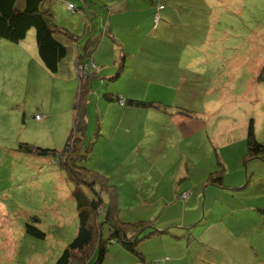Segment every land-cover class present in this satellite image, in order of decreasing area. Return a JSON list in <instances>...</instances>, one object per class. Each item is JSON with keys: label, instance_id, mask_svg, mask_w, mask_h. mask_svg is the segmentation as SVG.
Listing matches in <instances>:
<instances>
[{"label": "rangeland", "instance_id": "1", "mask_svg": "<svg viewBox=\"0 0 264 264\" xmlns=\"http://www.w3.org/2000/svg\"><path fill=\"white\" fill-rule=\"evenodd\" d=\"M68 2L79 12H72ZM51 8L57 27L77 39L68 69L55 74L45 68L33 28L17 43L0 38V264H54L76 235L72 182L56 156L30 154L20 144L63 150L73 128L80 79L75 52L83 54L88 46L97 58L102 55L99 66L103 63L111 71L108 76L100 68L93 74L87 99L93 126L105 117L138 116L133 140L137 150L153 152L158 165L166 154L173 168L155 180L137 168L131 184L117 188L120 221H178L157 238L143 240L139 249L145 247L147 255L165 250L167 262L180 256L189 264H264V153L244 158L250 120L255 139L264 142V0H51ZM99 43L100 50L94 52ZM121 55L124 68L113 78ZM104 94L156 101L167 105L169 113L196 118L201 127L190 138L195 151L188 148L189 140L181 143V135L167 129L169 113L161 108L122 112L127 106ZM105 136L101 142L107 140L111 149L107 161L122 168ZM103 153L97 144L88 159L102 164ZM184 155L197 170L181 188L202 181L200 175L212 164L223 169L224 187L200 184L190 203L181 198L162 209L172 191V175L184 169ZM88 159L80 165L87 168ZM145 161L147 156L138 154V166ZM26 223L44 231V238L28 234ZM108 229L103 227L104 238ZM95 258L92 253L85 264ZM134 258L114 241L102 264H133Z\"/></svg>", "mask_w": 264, "mask_h": 264}, {"label": "trees", "instance_id": "2", "mask_svg": "<svg viewBox=\"0 0 264 264\" xmlns=\"http://www.w3.org/2000/svg\"><path fill=\"white\" fill-rule=\"evenodd\" d=\"M159 6L162 7L159 8ZM162 8L163 5L161 4L157 7L158 10ZM76 12L79 10L74 13ZM31 28L35 30L38 57L45 68L55 74L68 69L73 60V44L75 45L77 39L69 30L59 28L54 23L51 0H0V38L17 43L26 37ZM95 43L97 42L92 41L91 45ZM91 53L92 49L86 48L83 54L76 55L75 52L76 57L73 62L75 70L80 63L86 66L85 74L78 75L80 78L79 85L73 102L75 112L73 128L63 150L57 152L55 149L42 148L28 143L20 144V149L30 154L45 157L48 155L56 156L59 166L73 184L71 194L77 212V232L54 264H85L92 253H95L96 256L93 264H102L109 243L114 241L121 243L124 249L136 257L138 262L152 264L141 253L139 244L155 234L166 233L168 228L158 229L152 219H140L133 222L120 221L117 187L110 184L108 178L98 171L80 165V162L90 155L93 144L91 137L87 138L86 136L87 99L94 78L93 71L96 68V62L91 57ZM92 62L94 63L93 67L89 65ZM123 63L124 55H121L118 70L113 78L120 74ZM104 97L120 105L118 101L121 95L104 94ZM123 100L124 105L122 106L140 109L158 108L160 106L159 102L156 101L124 98ZM162 109L165 108L162 107ZM185 114L192 115L188 111ZM96 134L95 132L94 135ZM246 135L247 152L244 158H260L264 153V142L261 143L255 139L252 120L249 121ZM222 170L209 173L206 180L207 184L224 187L222 175L224 171ZM90 192L93 197L89 195ZM106 195L107 198L104 199ZM186 197V193L183 192L181 198L185 199ZM105 225L109 227L110 232L107 238L103 237ZM25 231L38 238L45 236L44 231L30 223H26Z\"/></svg>", "mask_w": 264, "mask_h": 264}, {"label": "crops", "instance_id": "3", "mask_svg": "<svg viewBox=\"0 0 264 264\" xmlns=\"http://www.w3.org/2000/svg\"><path fill=\"white\" fill-rule=\"evenodd\" d=\"M110 18H111V16H110ZM101 43H99L97 45L94 52L100 50V48L102 46ZM88 49L91 50V48H89V47H88ZM77 54H79V52ZM91 57H93V59L96 62V67H98V68H95L96 70L93 71V74H98L97 72H99L100 68H102V70H100V71H103V69H106V74L108 72L107 75L109 76V74L111 72L110 69L106 68L105 64H103V63H100V66H99V62H102V60H99V62H98L97 59H102L101 58L102 55L99 56V58H97V55L95 53H91ZM112 68L113 67H111V69ZM123 68H124V63H123L122 69ZM117 70H118V67H117ZM102 73H105V70ZM112 77H114V76H112ZM92 82H93V80H92ZM91 87H92V84H91ZM91 92H92V89L88 95V98L90 97ZM96 94H98V92ZM97 104H99V103H97ZM164 106H167V105H160L159 107L162 109V107H164ZM128 109H138V108L132 107V106H127V107L122 109V112H125ZM89 110H90V108L88 105L87 106V121H86V123H87L86 136H87V138H89V135H92L91 139L93 140V144H92L93 149L97 144L99 146L101 144V148L104 150V153H103L104 157H103L102 164H98V163L94 162L95 160H89L88 159L90 156L89 155L87 157V159L89 160L87 167L92 169V170H96L98 172H100L99 166L103 167V170H101V172H103V175L108 178V182L110 184L115 185L117 188H119L120 186H122L124 184L130 185L131 181L133 179L132 176L136 172L137 168H142L143 170H145V172H147V176L150 179H154V180H155V178H159V176L164 175L165 172L170 173L171 171H173V168L171 166H168L170 164V163H168V158H169L168 155L165 154L166 157L163 158V160L161 159V163L158 165L157 159H154L153 152H151V153L149 152L146 154V153H140L137 150V146L135 143H133V140L135 141V138H136L135 128L137 127L138 116L133 117L132 115H121V116L115 115V117L113 119H107L106 117L104 119H101V114H100L98 116V118L101 119L100 124L98 122V125L96 124L94 127L93 126V122H94L93 116H92V114L89 113ZM162 111L165 113H169L166 108L162 109ZM169 114H170V116H169L170 120H168L167 129L171 130V133L177 132L179 135H181V137H182L181 143H185V141L189 140V142L187 141V144H191L190 138L193 137V139H195L194 134L198 133L199 132L198 129L201 127L199 122L196 120V118L193 119V118L187 117L183 114H178L175 112L174 113L171 112ZM121 123H124V125L122 126ZM108 131H109V133L107 134L106 132H108ZM95 132L97 133L96 135H94ZM102 132H105L106 134H103ZM183 133H185V135ZM116 134H120L121 137L116 136ZM105 135H108L107 139L109 138L110 139L109 141L114 145L115 149L113 151V155H115L117 157L116 161H118V159L120 158V162L118 164H121L122 168L121 167H112L110 165L112 163V160L107 161L109 154H111V149H109V143L107 142V140L101 142V137H104ZM120 140H125V142H119ZM173 146H175V144ZM133 148L135 149V151L132 150ZM188 148H193L191 150V152H194L195 151L194 148H196V146L194 144H191V145H189ZM132 154H135V159H130L131 160L130 161L129 158H131ZM138 154L139 155L142 154V155L147 156V161H145L141 167L138 166ZM162 157H163V155H162ZM156 158H161V157L158 154V155H156ZM92 161L94 163H91ZM181 164L184 165V169L181 168V170L178 171L180 173H178L175 176L172 175V177H171L172 178V185H173V186H171L172 191H170V193H168V195H170L169 198L166 197V199L163 201L164 206L162 207V209H168L169 207H171V204H177L180 200H182L181 194L183 192L186 193L187 197L182 202L188 201L190 203L192 200L193 192L196 189H198V186L200 184L202 187L209 185L206 182L209 173L217 170L214 167H212L213 166V164H212L208 167V169H206V171L204 173H202V175H200V177L203 176L202 181H200L198 183H192L189 186H185V187L181 188L182 184L183 185L185 184L184 181L192 176L191 171L193 169H194V171L197 170V167H195V163L191 159H188L187 155H184ZM89 165H91V166H89ZM212 186H214V185H212ZM196 196L199 197V191H198V194ZM119 197H120V195H119ZM196 201L198 202V198L196 199ZM119 202H120V200H119ZM157 222H159V219H157ZM177 222L178 221H176V220H174V223H169V222L165 223V221H162L161 223H158V225H157L156 222L154 221L155 226L158 228H161V229L167 228L169 226H174L177 224ZM185 224L186 223L183 222L181 224V226H185ZM185 229L188 230L186 228V226H185ZM187 233H189V231H187ZM162 234H164V233L155 234L152 237H153V239H155L158 237V235H162ZM160 245L162 246L161 243H160ZM144 248L145 247H142V249H140V251L147 261L153 260V259L154 260H160L163 258H167L166 256L164 257V254H163V252H165V250L160 251L159 254H157V255H147L146 254L147 252L143 251ZM146 248H147V246H146ZM168 260H169V258H167L165 260L166 261L165 264H189V262L184 261V259L180 256H177L176 259L171 258L170 262H167ZM134 263L140 264L141 262H138L137 259L134 258L133 264Z\"/></svg>", "mask_w": 264, "mask_h": 264}, {"label": "built area", "instance_id": "4", "mask_svg": "<svg viewBox=\"0 0 264 264\" xmlns=\"http://www.w3.org/2000/svg\"><path fill=\"white\" fill-rule=\"evenodd\" d=\"M67 7L70 9V10H72V12H75L77 9L74 7V5L72 4V3H67ZM162 6H159V8H161ZM157 18H158V15L156 14L155 16H154V19L155 20H157ZM91 67H93L94 66V63L92 62V63H90L89 64ZM88 65V66H89ZM85 66L86 65H83V64H79L78 66H77V68H76V73H78L77 75H79V76H82V75H84L85 74ZM118 103L122 106V105H124V100H123V97L121 96L120 97V99H119V101H118ZM37 117H39V116H37ZM185 196V194L183 195V197ZM167 258H163V259H160V260H155L152 264H164V262H165V260H166Z\"/></svg>", "mask_w": 264, "mask_h": 264}]
</instances>
